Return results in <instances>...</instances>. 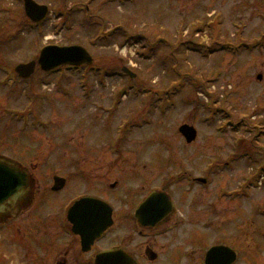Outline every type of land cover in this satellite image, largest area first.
Wrapping results in <instances>:
<instances>
[{
	"label": "rangeland",
	"instance_id": "obj_1",
	"mask_svg": "<svg viewBox=\"0 0 264 264\" xmlns=\"http://www.w3.org/2000/svg\"><path fill=\"white\" fill-rule=\"evenodd\" d=\"M35 1L50 10L40 26L22 0H0V79L38 60L51 43L85 47L94 65L56 73L36 66L26 81L62 82L68 94L54 91L37 105L56 124L29 128L25 146L67 140L75 157L89 156V168L97 157L129 158L123 175L136 174L138 185H167L186 203L197 199L201 224L213 209V243L236 245L240 264H264V183L255 181L264 162V100L256 92L258 50L243 49L257 34L264 0ZM183 124L196 128L193 142L179 130ZM49 165L40 172L50 173ZM195 175L213 184L190 187Z\"/></svg>",
	"mask_w": 264,
	"mask_h": 264
},
{
	"label": "flooded vegetation",
	"instance_id": "obj_2",
	"mask_svg": "<svg viewBox=\"0 0 264 264\" xmlns=\"http://www.w3.org/2000/svg\"><path fill=\"white\" fill-rule=\"evenodd\" d=\"M258 6L257 34L253 41L243 40V49L258 50L256 92L264 100V2ZM11 72L13 77L0 79V171L13 172L0 180V264H213V254L208 255L213 246L234 249L231 264H240L236 245L213 243V209L207 213L209 221L201 224L194 209L197 199L186 203L187 196L176 199L167 185H138L136 174L123 175L122 161L129 158L97 157L92 163L96 167L89 168V156L75 157L67 140L25 146L29 128L56 124L44 115L51 112L37 105L57 92L67 95L68 89L58 81H26L36 70L28 79L16 74V66ZM26 99L23 107L13 104ZM118 146L111 143L113 154L120 151ZM47 165L52 173H41ZM261 172L255 181L264 183V162ZM187 181L190 187L213 184L211 177L200 175ZM154 192L161 196L152 202Z\"/></svg>",
	"mask_w": 264,
	"mask_h": 264
},
{
	"label": "water",
	"instance_id": "obj_3",
	"mask_svg": "<svg viewBox=\"0 0 264 264\" xmlns=\"http://www.w3.org/2000/svg\"><path fill=\"white\" fill-rule=\"evenodd\" d=\"M24 6L26 14L34 22L43 21L49 13V7L47 5L39 4L35 0H24ZM93 62L94 59L91 53L81 45H47L41 50L40 57L38 59V63L45 71L58 70L66 65L80 66L83 64H92ZM36 65L37 61L35 60L28 63H20L16 66V71L21 77L29 78L35 71ZM123 70L129 73L132 77L136 75V73L128 67H124ZM179 130L183 133L187 142H193L197 138V130L192 125L183 124L180 126ZM12 173V171L8 172L7 170L0 171V180L3 175H10ZM26 181L27 179L25 182ZM160 196L161 194L154 192L150 199L154 202L159 200L158 198ZM154 206H158V203H155ZM212 254L213 264H231L237 256L235 250L229 246H213V249L209 251L208 255L212 256Z\"/></svg>",
	"mask_w": 264,
	"mask_h": 264
},
{
	"label": "snow or ice",
	"instance_id": "obj_4",
	"mask_svg": "<svg viewBox=\"0 0 264 264\" xmlns=\"http://www.w3.org/2000/svg\"><path fill=\"white\" fill-rule=\"evenodd\" d=\"M86 210V209H85Z\"/></svg>",
	"mask_w": 264,
	"mask_h": 264
}]
</instances>
